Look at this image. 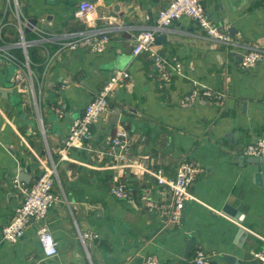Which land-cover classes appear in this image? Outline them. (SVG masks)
I'll use <instances>...</instances> for the list:
<instances>
[{
    "label": "crops",
    "instance_id": "obj_1",
    "mask_svg": "<svg viewBox=\"0 0 264 264\" xmlns=\"http://www.w3.org/2000/svg\"><path fill=\"white\" fill-rule=\"evenodd\" d=\"M80 1L0 0V45L14 57L0 54V264H141L149 256L157 264H192L198 250L210 264H231V255L242 264H259L252 255L264 249V160L248 161L244 147L264 137V58L245 70L239 61L244 44L264 45V0L202 1L231 44L209 39L186 16L174 21L166 40L156 43L173 68L166 82L157 79L150 56H133L131 49L137 32L169 0H89L96 25H112L100 53L37 41L35 27L49 35L86 28L77 16ZM30 18L38 19L36 25L23 33ZM22 39L30 43L27 55L12 46ZM26 62L32 81L22 88L12 78ZM122 69L130 76L91 126L86 148L70 149L57 163L55 200L46 217L57 254H43L36 222L19 241L3 242L1 228L22 200L15 180L31 185L40 163L57 159L72 121ZM203 87L223 90L222 104L180 102ZM119 127L127 143L111 153L108 141ZM182 162L201 171L190 186L194 197L174 223L145 202H170L151 171L162 168L172 177ZM121 183L128 194L118 198L110 187Z\"/></svg>",
    "mask_w": 264,
    "mask_h": 264
},
{
    "label": "built area",
    "instance_id": "obj_2",
    "mask_svg": "<svg viewBox=\"0 0 264 264\" xmlns=\"http://www.w3.org/2000/svg\"><path fill=\"white\" fill-rule=\"evenodd\" d=\"M203 0H169L164 6L157 10L155 21L143 26L135 35L131 53L137 56L140 53H146L153 60L157 71V79L162 82L169 80L172 75V66L167 57L158 49L155 42L157 34L168 32L171 24L179 18L186 16L202 30L205 35L217 42L231 44V36L217 23L212 21L206 14L203 6ZM95 3L89 0H81L78 3L77 16L86 23V28L78 30L64 31L59 34L49 35L41 28L35 27L34 31L39 38L37 41L54 40L62 48L76 49L79 47L87 48L92 52L100 53L104 51L109 42V32L111 24L96 25ZM102 19L107 21L106 17ZM2 23H0V30ZM19 32L22 34V27L19 23ZM30 45L28 41L22 39L12 46H21L27 55V48ZM4 51V53H2ZM0 54L13 60L14 57L4 50L0 45ZM9 56H7V55ZM264 58V45L256 43L244 44L243 52L240 56L239 65L245 69H250ZM25 66L28 68L25 70ZM130 76L126 69L115 71L107 81L94 93L87 102L83 113L75 118L69 128V133L63 145L57 148V159L52 160L51 165L40 163L38 178L29 185L25 186L18 180H15V187L22 193V200L14 207L9 221L1 228V240L3 242L15 243L22 239L25 230L32 223H37V236L46 257H53L57 254L56 241L46 223L47 214L52 207L55 195L52 188L53 183L58 179L57 163L67 158V152L70 149H85L86 140L91 137V126L109 107V97L117 86ZM15 85L26 88L32 81V73L28 67V62L18 64L16 72L12 78ZM225 98V92L221 89L213 88H193L186 92L180 99L181 103H193L198 99H205L217 104H222ZM59 116L63 115L62 109L57 110ZM127 132L119 127L115 134L109 139V151H120L125 148L127 143ZM118 153V154H119ZM244 154L248 156L264 157V137H257L244 147ZM201 168L192 162H182L178 165L176 173L172 177L165 175L162 168L151 171L158 185L164 187V192L170 198L169 203L161 201L155 204L151 200L145 202L149 210L157 208L158 214L174 223H179L182 219L185 204L194 196L190 191V186ZM110 192L118 198L126 197L128 189L124 183L110 187ZM252 258L259 264H264V249L253 252ZM192 264H210L207 253L202 250L196 251L191 259ZM141 264H157L156 260L149 256Z\"/></svg>",
    "mask_w": 264,
    "mask_h": 264
},
{
    "label": "water",
    "instance_id": "obj_3",
    "mask_svg": "<svg viewBox=\"0 0 264 264\" xmlns=\"http://www.w3.org/2000/svg\"><path fill=\"white\" fill-rule=\"evenodd\" d=\"M21 10H22V11H25V8L22 6V7H21ZM47 19L49 20L50 17L47 16ZM37 20H38V19H33V18L28 19V25H27V27L24 28L23 33H26V32L29 30V28H33V27L36 25ZM43 29H44V30H45V29H49V27L47 26V24H44ZM228 31H229L231 34H232V33H235V31H233V25H230V26L228 27ZM167 34H168V32H166V31L157 34V36H156V38H155V42H156V43H159V42H161V41L164 42V41L166 40ZM263 160H264V157H257V156H249V157H248V161H252L253 163H259V162H262ZM37 178H38V176L36 175V176H35V179H37ZM226 209L228 210V213L233 214V210H232V209H230L229 207L226 208ZM237 216H238V215H237ZM238 217H239V216H238ZM228 259H229V261H230L231 264H242L241 262L236 261L235 257L232 256V255H231V256H228Z\"/></svg>",
    "mask_w": 264,
    "mask_h": 264
},
{
    "label": "trees",
    "instance_id": "obj_4",
    "mask_svg": "<svg viewBox=\"0 0 264 264\" xmlns=\"http://www.w3.org/2000/svg\"><path fill=\"white\" fill-rule=\"evenodd\" d=\"M34 49H35V48H33V49H29V50H28V54L30 55V53H31V55H32V53H35V51L32 52V50H34ZM31 57H32V56H31Z\"/></svg>",
    "mask_w": 264,
    "mask_h": 264
}]
</instances>
